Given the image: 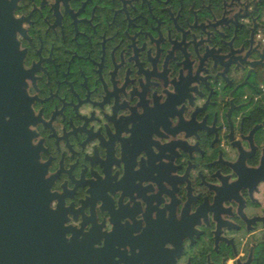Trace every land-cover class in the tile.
<instances>
[{
    "label": "flooded vegetation",
    "instance_id": "flooded-vegetation-1",
    "mask_svg": "<svg viewBox=\"0 0 264 264\" xmlns=\"http://www.w3.org/2000/svg\"><path fill=\"white\" fill-rule=\"evenodd\" d=\"M5 3L0 264H264V0Z\"/></svg>",
    "mask_w": 264,
    "mask_h": 264
},
{
    "label": "water",
    "instance_id": "water-1",
    "mask_svg": "<svg viewBox=\"0 0 264 264\" xmlns=\"http://www.w3.org/2000/svg\"><path fill=\"white\" fill-rule=\"evenodd\" d=\"M0 8H2L3 10L2 23L5 25L7 23V19H6L7 6L5 0H0ZM253 54L258 55V52L255 51L253 52ZM261 59L262 58H259V61ZM258 62H256L255 65H257ZM251 64H252L251 61L244 62L245 66H251ZM263 126H264V122L261 124L259 128ZM244 163H245V158H243L240 153L236 161L232 163H228V168L238 176V181L243 177V175L238 169L239 167L244 165ZM243 169L241 170L243 172L258 174L259 176L255 180V185L264 186V163L262 156L258 159L257 165L251 167L247 166L245 167L246 170ZM52 199H53V194H51V200ZM224 229L230 230L229 228L226 227H224ZM217 232H218V226L216 227L213 234L216 235ZM66 233H71V237L69 239L68 238L66 239ZM75 238L76 237L74 236V233L70 229L64 227L63 219L60 218V214L58 210L57 209L50 210V246L47 249L48 250L47 256H49V263L50 264H80L77 257V248L73 245L74 244L73 241L75 240ZM106 249L107 248L105 246L103 249L100 250V252L102 251L104 252Z\"/></svg>",
    "mask_w": 264,
    "mask_h": 264
},
{
    "label": "clouds",
    "instance_id": "clouds-1",
    "mask_svg": "<svg viewBox=\"0 0 264 264\" xmlns=\"http://www.w3.org/2000/svg\"><path fill=\"white\" fill-rule=\"evenodd\" d=\"M38 163L40 164L41 162L38 161ZM43 179L45 180V176L43 177ZM49 208H50V210H53V209L55 208V204L52 203L51 206H49ZM64 227H65V226H64ZM65 228H66V227H65ZM66 239H67V237H66Z\"/></svg>",
    "mask_w": 264,
    "mask_h": 264
},
{
    "label": "built area",
    "instance_id": "built-area-1",
    "mask_svg": "<svg viewBox=\"0 0 264 264\" xmlns=\"http://www.w3.org/2000/svg\"><path fill=\"white\" fill-rule=\"evenodd\" d=\"M258 38H261V34H258Z\"/></svg>",
    "mask_w": 264,
    "mask_h": 264
}]
</instances>
